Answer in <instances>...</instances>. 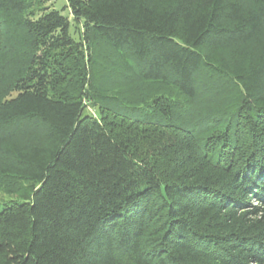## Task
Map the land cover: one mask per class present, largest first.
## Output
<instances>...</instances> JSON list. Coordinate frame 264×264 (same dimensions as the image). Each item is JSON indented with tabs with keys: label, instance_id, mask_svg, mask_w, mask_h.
<instances>
[{
	"label": "trees",
	"instance_id": "trees-1",
	"mask_svg": "<svg viewBox=\"0 0 264 264\" xmlns=\"http://www.w3.org/2000/svg\"><path fill=\"white\" fill-rule=\"evenodd\" d=\"M66 1L0 0V264H264V0Z\"/></svg>",
	"mask_w": 264,
	"mask_h": 264
},
{
	"label": "rangeland",
	"instance_id": "rangeland-1",
	"mask_svg": "<svg viewBox=\"0 0 264 264\" xmlns=\"http://www.w3.org/2000/svg\"><path fill=\"white\" fill-rule=\"evenodd\" d=\"M40 2L39 9H55L57 11H60L63 15L68 16L69 11L66 8L67 7V1L66 0H36ZM72 19V17H70ZM71 33L74 38L78 39V34L75 33V29H71ZM141 96L140 98L144 100L145 102H150L153 98L164 95L167 97H176V94L171 90L162 89L161 87L157 86H143L141 87ZM139 99V98H138ZM90 111L95 114L96 111L94 108H90ZM12 200L10 196L7 197V195L4 193L2 188H0V206L4 204L7 201Z\"/></svg>",
	"mask_w": 264,
	"mask_h": 264
}]
</instances>
